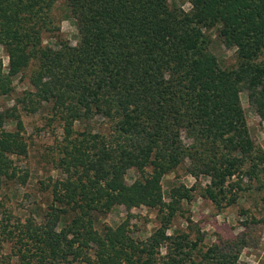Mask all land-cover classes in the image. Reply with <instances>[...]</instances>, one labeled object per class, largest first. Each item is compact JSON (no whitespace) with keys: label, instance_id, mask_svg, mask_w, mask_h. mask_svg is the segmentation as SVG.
<instances>
[{"label":"trees","instance_id":"1","mask_svg":"<svg viewBox=\"0 0 264 264\" xmlns=\"http://www.w3.org/2000/svg\"><path fill=\"white\" fill-rule=\"evenodd\" d=\"M58 1L0 0V98L12 101L0 108V264H242L245 235L201 250L198 230L167 231L194 196L221 212L264 193V151L240 102L264 121V0H62L74 44L59 38ZM42 108L61 130L45 180L19 167L21 115ZM178 167L193 182L164 201L161 179ZM16 186L31 193L7 208ZM115 206L151 209L158 225L137 237L127 218L100 223Z\"/></svg>","mask_w":264,"mask_h":264},{"label":"rangeland","instance_id":"2","mask_svg":"<svg viewBox=\"0 0 264 264\" xmlns=\"http://www.w3.org/2000/svg\"><path fill=\"white\" fill-rule=\"evenodd\" d=\"M169 1L180 4L183 10L188 8L186 0ZM53 15L56 18L59 38L74 44L77 40L76 28L62 0L55 4ZM44 37L43 44L53 45L52 37L47 35ZM211 51L221 65H230L232 63L230 59L231 52L219 45L215 38L211 44ZM0 59L3 66H6L7 58L1 47ZM13 83L15 84L16 93L27 87L25 81L18 82L17 78L14 79ZM240 102L246 118L249 135L264 151V121L254 114L248 106L243 93L240 95ZM11 103L12 101L7 98H0V108L9 106ZM47 115L46 108H42L31 115H21L23 125L21 134L26 139L28 160L20 159L19 167L29 165L31 175L36 172L35 176L40 180H45L50 175L57 176V172L52 171L50 162L48 164L45 162V157H48L51 151L54 152L53 148L55 149V142L60 139L61 130L56 124L47 123ZM7 127L12 129L11 124ZM135 175L134 170L128 171L125 175L126 183H130ZM199 181L204 182L203 179H199ZM192 182L193 180L186 175L181 167L163 176L161 179L163 200L167 201L166 193L170 187L178 184L190 186ZM16 187L14 188L16 191L9 194L12 202L6 203L5 206L7 208L15 202L16 204L23 203L22 196L18 195H22L23 192L31 193L30 188ZM263 196L264 193H246L243 197V202L226 207L221 212H216L207 201L194 196L189 203L182 204L181 210L177 212L169 224L167 233L186 232L189 225L192 228L190 238L196 236L195 230H198L199 234L202 235V241L197 246L201 250L219 239H233L245 235L248 246L240 251L238 261L242 264H264V200H261ZM242 208L247 209L248 213L241 215ZM124 218L129 219V228L133 235L137 237L149 235L158 225L155 211L142 206L131 208L129 211L123 206H115L99 222L112 227ZM187 218L190 223H186ZM243 221L247 224V228L241 226Z\"/></svg>","mask_w":264,"mask_h":264}]
</instances>
